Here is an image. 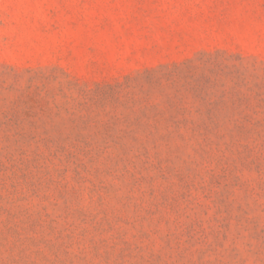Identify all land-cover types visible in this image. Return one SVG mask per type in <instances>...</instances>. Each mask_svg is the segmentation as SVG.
<instances>
[{"label": "rangeland", "instance_id": "374dc122", "mask_svg": "<svg viewBox=\"0 0 264 264\" xmlns=\"http://www.w3.org/2000/svg\"><path fill=\"white\" fill-rule=\"evenodd\" d=\"M0 264H264V0H0Z\"/></svg>", "mask_w": 264, "mask_h": 264}, {"label": "trees", "instance_id": "16d2710c", "mask_svg": "<svg viewBox=\"0 0 264 264\" xmlns=\"http://www.w3.org/2000/svg\"><path fill=\"white\" fill-rule=\"evenodd\" d=\"M172 76L173 77H171V78H168L167 80H166V82H169L170 84H174L175 86H176V84L177 83H179V78H178V72L176 71L175 73H173L172 74ZM181 78H185V76H183V77H181ZM144 91H145V89L143 88L142 89V93H144ZM131 96H132V100H133V102L135 103L136 101H137V98H136V94H134V93H132L131 94ZM238 101H242V99L240 100V95L238 94ZM141 101V99L139 100V102ZM237 110L239 109V108H236ZM142 111V110H141ZM143 111H145L146 113H144V115L145 116H149V113L148 112H154V113H157V114H159V111H158V106H156V105H152V104H146L145 106H144V110ZM235 112V117H236V119L234 120V122H235V125H236V127L237 128H241V125H242V119L239 117V112L238 111H234ZM220 114H221V116H223V113L222 112H219ZM214 113V111L212 110V111H208V114H207V116L208 115H210L211 116V118L214 116V118L215 119H217L218 118V116H220V114H215ZM234 114V113H233Z\"/></svg>", "mask_w": 264, "mask_h": 264}]
</instances>
